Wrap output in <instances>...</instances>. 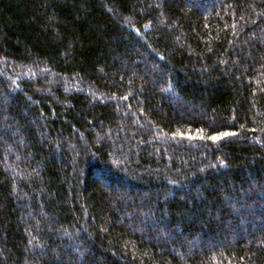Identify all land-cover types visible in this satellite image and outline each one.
Segmentation results:
<instances>
[{
  "label": "trees",
  "instance_id": "16d2710c",
  "mask_svg": "<svg viewBox=\"0 0 264 264\" xmlns=\"http://www.w3.org/2000/svg\"><path fill=\"white\" fill-rule=\"evenodd\" d=\"M0 264H264V0H0Z\"/></svg>",
  "mask_w": 264,
  "mask_h": 264
},
{
  "label": "snow or ice",
  "instance_id": "6c2138e0",
  "mask_svg": "<svg viewBox=\"0 0 264 264\" xmlns=\"http://www.w3.org/2000/svg\"><path fill=\"white\" fill-rule=\"evenodd\" d=\"M222 135H229V133H224ZM212 139H216V137H212Z\"/></svg>",
  "mask_w": 264,
  "mask_h": 264
}]
</instances>
